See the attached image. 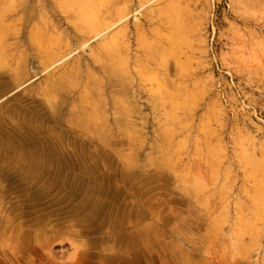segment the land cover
<instances>
[{
    "label": "rangeland",
    "instance_id": "rangeland-1",
    "mask_svg": "<svg viewBox=\"0 0 264 264\" xmlns=\"http://www.w3.org/2000/svg\"><path fill=\"white\" fill-rule=\"evenodd\" d=\"M0 264H264V0H0Z\"/></svg>",
    "mask_w": 264,
    "mask_h": 264
}]
</instances>
